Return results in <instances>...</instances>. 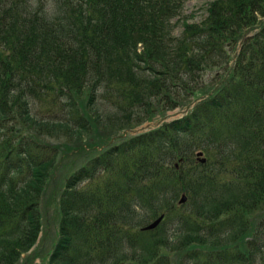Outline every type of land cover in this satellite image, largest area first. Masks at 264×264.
Listing matches in <instances>:
<instances>
[{
	"label": "trees",
	"instance_id": "1",
	"mask_svg": "<svg viewBox=\"0 0 264 264\" xmlns=\"http://www.w3.org/2000/svg\"><path fill=\"white\" fill-rule=\"evenodd\" d=\"M185 2L0 0V264L40 256L20 263L45 227L60 148L24 132L37 103L78 139L98 102L147 111L216 67L227 74L187 117L85 149L48 211L57 237L43 263L264 264V0H213L199 23Z\"/></svg>",
	"mask_w": 264,
	"mask_h": 264
},
{
	"label": "rangeland",
	"instance_id": "2",
	"mask_svg": "<svg viewBox=\"0 0 264 264\" xmlns=\"http://www.w3.org/2000/svg\"><path fill=\"white\" fill-rule=\"evenodd\" d=\"M40 1L46 3L45 5L47 7H52L56 4V0H36V2ZM211 1L213 0H186L183 11L184 17H186L189 22H201L207 14L205 8ZM182 30L183 26L179 24L175 29V34H180ZM239 48L240 44L235 52L236 55L240 52ZM235 58L236 57H231L230 63H233ZM225 75L226 70L222 67H216L213 70L205 71L202 78L200 77L191 83L190 89L182 88V85H179L180 88L176 90L177 88L174 87V93L171 97L165 96L166 99L164 101L157 97L151 98L149 106H147L149 110L147 111L143 109H134L124 113L115 108L111 102H98L96 105L98 113L96 128L92 129L90 134H84L78 139L72 136L70 131L65 128L52 129L47 119H55L54 116L56 115L50 112L49 116V112L45 107L37 103L32 112L37 123L27 124L25 127L23 123H20V127H24V132L27 135L37 136L40 139L38 140L39 142L47 146H53L52 149H60L56 157V161L58 162L57 176L51 179L48 184V195L46 197L48 203L46 204L43 201V205L46 208L44 212H47V214H45L47 219L44 221L45 227L42 233H40L38 242L35 246V248H39L38 252L40 256L36 257L32 263L43 264L44 259H48L56 243L58 221L53 220L51 213H48V211L54 210V204L65 185V180L80 166L87 163L85 149L88 147L89 149L91 148V146H89L91 142H93V145H101L104 149L110 142L114 144L119 143L131 136L158 128L162 123L182 117L191 110L193 105L199 102V97L209 93V87H213L220 83ZM170 161V154H167L164 162L167 164L170 163ZM90 183L89 180L84 182V184ZM223 232L224 230H210V237L213 238L211 234H221ZM215 237L216 236H214V238ZM32 253L33 252L25 253L23 261H25V259L28 260L29 255ZM21 262L22 259L20 260V263Z\"/></svg>",
	"mask_w": 264,
	"mask_h": 264
},
{
	"label": "water",
	"instance_id": "3",
	"mask_svg": "<svg viewBox=\"0 0 264 264\" xmlns=\"http://www.w3.org/2000/svg\"><path fill=\"white\" fill-rule=\"evenodd\" d=\"M198 155L200 156V155H202V153H199ZM200 160H201L202 162H205V161H206L205 158H202V159H200ZM185 201H186V196L183 195V197H182V199H181L180 202H185ZM162 219H163V216L159 217V218L156 219L154 222H152L151 224L147 225V226L144 228V230H150V229H154V228H156V227L159 225V223L162 221Z\"/></svg>",
	"mask_w": 264,
	"mask_h": 264
}]
</instances>
